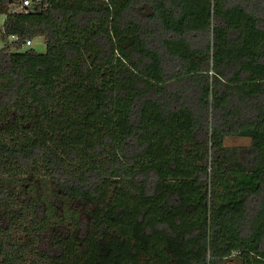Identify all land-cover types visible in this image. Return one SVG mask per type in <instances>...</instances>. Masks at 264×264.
Returning a JSON list of instances; mask_svg holds the SVG:
<instances>
[{"label":"trees","instance_id":"1","mask_svg":"<svg viewBox=\"0 0 264 264\" xmlns=\"http://www.w3.org/2000/svg\"><path fill=\"white\" fill-rule=\"evenodd\" d=\"M20 4L0 264H264V0Z\"/></svg>","mask_w":264,"mask_h":264},{"label":"rangeland","instance_id":"2","mask_svg":"<svg viewBox=\"0 0 264 264\" xmlns=\"http://www.w3.org/2000/svg\"><path fill=\"white\" fill-rule=\"evenodd\" d=\"M5 16L3 14L0 15V29L3 28ZM1 43V42H0ZM30 47V46H25ZM32 47H34L37 51L43 52L46 50V41L43 37H38L33 40ZM250 142V139L247 137H235L227 139V144L231 145H241L247 144Z\"/></svg>","mask_w":264,"mask_h":264},{"label":"built area","instance_id":"3","mask_svg":"<svg viewBox=\"0 0 264 264\" xmlns=\"http://www.w3.org/2000/svg\"><path fill=\"white\" fill-rule=\"evenodd\" d=\"M21 1V4H20V8L18 9V10H20V9H28V7H30L32 4H33V2H39V1H41V0H20ZM32 43H33V41L32 40H27V42H26V45H32Z\"/></svg>","mask_w":264,"mask_h":264}]
</instances>
